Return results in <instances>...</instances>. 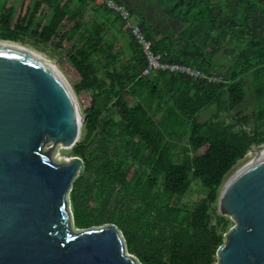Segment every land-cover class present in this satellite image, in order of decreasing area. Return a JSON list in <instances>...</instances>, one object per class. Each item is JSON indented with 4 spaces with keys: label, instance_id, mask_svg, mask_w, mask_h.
Wrapping results in <instances>:
<instances>
[{
    "label": "trees",
    "instance_id": "1",
    "mask_svg": "<svg viewBox=\"0 0 264 264\" xmlns=\"http://www.w3.org/2000/svg\"><path fill=\"white\" fill-rule=\"evenodd\" d=\"M156 2L178 25L161 29L144 18L136 22L154 52L212 74L218 84L168 72L141 76L145 62L130 35L132 57L126 60L119 51L111 55L114 44L98 31L86 42H72L68 4L42 31L24 24V14L16 24L0 17V40L28 39L43 47H33L40 52L63 54L57 62L84 116L81 138L71 148L84 164L68 193L73 227L115 226L140 264H216L233 226L216 211L219 192L237 162L264 144V110L251 113L250 132L243 112L235 124L222 116L244 102L246 79L256 85L257 99L264 93V32L256 22L264 19V0ZM224 45L232 46L234 58L214 67ZM212 105L215 113L198 121L197 114ZM194 182L203 196L188 205L182 199Z\"/></svg>",
    "mask_w": 264,
    "mask_h": 264
},
{
    "label": "water",
    "instance_id": "2",
    "mask_svg": "<svg viewBox=\"0 0 264 264\" xmlns=\"http://www.w3.org/2000/svg\"><path fill=\"white\" fill-rule=\"evenodd\" d=\"M84 123L73 89L40 53L0 45V264H140L113 225L73 227L68 193ZM223 184L217 211L233 226L216 264H264V144Z\"/></svg>",
    "mask_w": 264,
    "mask_h": 264
},
{
    "label": "crops",
    "instance_id": "3",
    "mask_svg": "<svg viewBox=\"0 0 264 264\" xmlns=\"http://www.w3.org/2000/svg\"><path fill=\"white\" fill-rule=\"evenodd\" d=\"M117 1L132 10L133 15L135 14V17L138 18V23L140 19L144 18L147 23L162 29L165 23L164 20L166 19L171 22L170 25H177L175 21L167 18L165 11L157 4L156 0ZM64 4H68L65 12L73 22L71 24L72 28H74L71 34L72 42H86L90 33H96L98 31L103 41L108 40L114 43L111 55L119 51L116 50L119 48V52L122 53L120 57L123 56L125 60L132 57V52L126 48V44L129 43V34L123 31L122 24L120 25L110 11L107 12L108 10L102 9V7L95 5L90 0H0V17L7 19L9 24H16V21L19 19L18 17L24 14L26 15L24 24L29 21L32 27L31 30L36 29V31H42V28H47L54 14ZM256 22L264 25V19L259 18ZM68 25L70 24L68 23ZM1 29L2 27H0ZM61 30L60 28L57 32ZM59 40L60 42L65 41L62 38H59ZM30 42L33 41L30 40ZM229 47L232 48V46ZM224 49L225 45L220 50L221 53ZM44 52H47V50ZM233 58V54H231V61ZM212 63L217 68L229 64L217 65L214 58L212 59Z\"/></svg>",
    "mask_w": 264,
    "mask_h": 264
},
{
    "label": "rangeland",
    "instance_id": "4",
    "mask_svg": "<svg viewBox=\"0 0 264 264\" xmlns=\"http://www.w3.org/2000/svg\"><path fill=\"white\" fill-rule=\"evenodd\" d=\"M133 21L137 22L138 18H136L134 16ZM164 22L165 23L163 24V27H166V26L167 27H175V26L178 25V24L177 25H173V24L170 25L171 22L166 20V19L164 20ZM258 27H259V29L261 31L264 32V25L259 24ZM14 43H19V44L27 46V47H32L31 49L33 51H36L37 53H40L41 56L45 57L50 62L56 64L57 69L64 75V77L66 78V80L68 81L69 85L72 88L71 83L69 82L68 78L65 76V70H63L64 67L62 65L58 64V62H57L58 58L63 56V54H61V55L54 54V52H56V51H53L52 50L53 48H49V50H48L49 52L48 51L47 52H40V51H38L36 49H41L42 50L43 47L41 45H40L41 47H39V43L38 42H37V45H36V43L30 42L28 39H22L21 42H14ZM127 44H126V48H127ZM33 47L36 48V49H34ZM228 47L229 46H225V49H224V51L222 53L220 51L219 54L214 55V61H215V63L217 65H219V64H223V65L224 64H228L231 61V54L234 52V50L232 48H230V47L228 48ZM116 50L120 51L119 48L116 49ZM120 58L124 59L123 56H121ZM244 87H245V97H244V100H243L244 102L239 107H237L235 110H233L231 112H223L222 116H223V119L226 121V123L235 124V121L236 122L240 121V118L236 119L235 116L237 115L238 112H243V115H247L249 117V120H248L249 124L246 126V130L248 132H250L253 129V127L255 126V123L252 121L251 113H257L259 110H264V93H263V95L259 96V99H257L256 98L257 95L255 94V90L257 89V87H256V85H253V83L251 84V81L248 80V79H246L244 81ZM75 96H76V99H77V103L79 105L78 95L75 94ZM135 103H136V101H133L131 103V105H135ZM215 109H216V107L214 105H212V106L206 108L205 110L199 112L197 114V120L198 121H202V122L205 121V120H208L215 113V111H216ZM79 110H80V113H81L80 106H79ZM81 117L82 118L84 117L82 113H81ZM259 125H262V124L259 123ZM81 131H82V129H80L79 140H80L81 135H82ZM252 148H255V147H252ZM71 155H72L71 154V149H56L52 153V160L54 162L62 163L65 160H68L70 157H72ZM255 157H256V155L253 152L248 151V153L244 156V158L242 160L238 161L237 164L230 171V173L228 175V178L233 173H235L238 169H240L242 166H244L246 163H248L250 160L254 159ZM202 196H203V192H202V189L200 187V184L198 182H194L192 184V186H191L190 191L183 197L182 201L185 204L192 205L198 199H200ZM217 205H216V211H217Z\"/></svg>",
    "mask_w": 264,
    "mask_h": 264
},
{
    "label": "built area",
    "instance_id": "5",
    "mask_svg": "<svg viewBox=\"0 0 264 264\" xmlns=\"http://www.w3.org/2000/svg\"><path fill=\"white\" fill-rule=\"evenodd\" d=\"M93 3L115 13L120 18L123 31L131 36L144 59L145 67L142 70L141 76H151L156 75L158 72H168L184 75L208 84H218L220 82L218 77L201 72L191 66L164 61L159 54L154 52L138 24L133 21V16H131L130 12L122 3L115 0H93Z\"/></svg>",
    "mask_w": 264,
    "mask_h": 264
},
{
    "label": "bare ground",
    "instance_id": "6",
    "mask_svg": "<svg viewBox=\"0 0 264 264\" xmlns=\"http://www.w3.org/2000/svg\"><path fill=\"white\" fill-rule=\"evenodd\" d=\"M1 44L13 46L15 48H18L19 50L33 51L30 47L21 45L19 43L10 42V41H0V45ZM33 52L37 53L36 51H33ZM58 149H67V148H62L61 145H60ZM262 154H264V152Z\"/></svg>",
    "mask_w": 264,
    "mask_h": 264
},
{
    "label": "clouds",
    "instance_id": "7",
    "mask_svg": "<svg viewBox=\"0 0 264 264\" xmlns=\"http://www.w3.org/2000/svg\"><path fill=\"white\" fill-rule=\"evenodd\" d=\"M120 3V2H119ZM103 8V7H102ZM105 9V8H104ZM107 10V9H106Z\"/></svg>",
    "mask_w": 264,
    "mask_h": 264
}]
</instances>
